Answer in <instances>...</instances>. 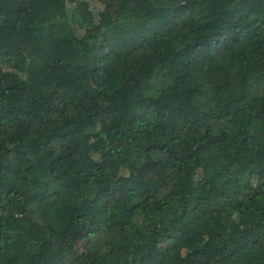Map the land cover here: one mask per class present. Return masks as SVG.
Returning <instances> with one entry per match:
<instances>
[{"label":"trees","instance_id":"trees-1","mask_svg":"<svg viewBox=\"0 0 264 264\" xmlns=\"http://www.w3.org/2000/svg\"><path fill=\"white\" fill-rule=\"evenodd\" d=\"M0 264H264V0H0Z\"/></svg>","mask_w":264,"mask_h":264},{"label":"rangeland","instance_id":"rangeland-1","mask_svg":"<svg viewBox=\"0 0 264 264\" xmlns=\"http://www.w3.org/2000/svg\"><path fill=\"white\" fill-rule=\"evenodd\" d=\"M58 63H56V69L58 70ZM184 181L182 180H175L173 182V186L176 188H181L184 186ZM150 206H154V204H151ZM106 238L105 233H103L100 229H95L89 232L84 233L79 240V247L83 250H88L91 247H94L101 243Z\"/></svg>","mask_w":264,"mask_h":264}]
</instances>
